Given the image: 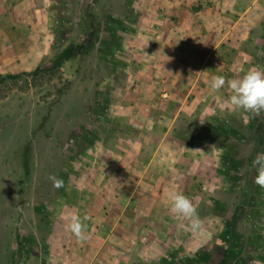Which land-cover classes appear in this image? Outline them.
<instances>
[{"label":"rangeland","instance_id":"374dc122","mask_svg":"<svg viewBox=\"0 0 264 264\" xmlns=\"http://www.w3.org/2000/svg\"><path fill=\"white\" fill-rule=\"evenodd\" d=\"M182 1L0 0V75L18 73L0 85V264H65L70 250L83 264L105 236L97 196L116 178L151 211L124 216L106 264H264L252 167L264 111L233 113L229 91L210 88L214 75L264 67V0ZM88 40L85 59L42 70ZM171 190L198 205L200 232L170 211ZM68 212L89 217L87 243Z\"/></svg>","mask_w":264,"mask_h":264},{"label":"clouds","instance_id":"9594fccd","mask_svg":"<svg viewBox=\"0 0 264 264\" xmlns=\"http://www.w3.org/2000/svg\"><path fill=\"white\" fill-rule=\"evenodd\" d=\"M171 59V57H167V61ZM241 73L235 77H227L222 74L214 75L211 78L210 88L213 92H220L221 89L229 91L227 103L231 112L242 111L248 113L250 118L255 117L264 111V67L252 66L241 69ZM252 167L256 171L254 182L264 188V152L257 153L252 160ZM48 179L52 181L55 188L64 186L63 179L58 176L50 175ZM168 197L171 202L170 211L176 216L186 219L192 232H200L203 221L198 214V205L179 190L169 191ZM66 219L68 230L77 238L78 242L86 241L88 239L86 221L89 217L87 215L82 217L78 212H68Z\"/></svg>","mask_w":264,"mask_h":264},{"label":"crops","instance_id":"0c3cea01","mask_svg":"<svg viewBox=\"0 0 264 264\" xmlns=\"http://www.w3.org/2000/svg\"><path fill=\"white\" fill-rule=\"evenodd\" d=\"M161 2H183L182 0H161ZM142 179V178H141ZM140 181V180H139ZM119 180L112 179L110 192H102L104 195L97 196V202L94 204L95 208L98 209L97 212L102 213L101 217L97 220L96 223L100 224V235H103L102 232H105V236L98 238L94 244L96 246V250L94 254L89 259L84 260L83 264H106L103 261L105 257L104 246L111 244L109 236L111 233H114L115 230L119 227L123 226L124 216L131 214H147V212L151 210H145L144 205L145 202L149 199L147 194L141 192L140 188H134L130 191H126L124 194L122 192L121 186L118 185ZM139 182L137 181L136 184ZM114 184H117L114 186ZM135 189L136 192H139L140 195L135 197ZM79 193V192H78ZM138 195V194H136ZM88 205L91 204L89 203ZM92 240V239H90ZM87 243V242H84ZM69 254V258L64 260L65 264H79L78 262L83 261L81 258H77L74 255V252L70 250L67 251Z\"/></svg>","mask_w":264,"mask_h":264},{"label":"trees","instance_id":"16d2710c","mask_svg":"<svg viewBox=\"0 0 264 264\" xmlns=\"http://www.w3.org/2000/svg\"><path fill=\"white\" fill-rule=\"evenodd\" d=\"M90 17L93 19V15L89 13ZM95 27L99 28V24L95 23ZM92 49V41L88 40L85 43H69L65 45L63 48L55 52L49 59V64L43 69L41 67H35L31 72L30 75H38L41 72V69L44 70L47 74L53 73L59 69L61 64L71 58L78 57L79 59H85L88 56V53ZM18 77V73H6L0 75V85L6 83L7 81H15ZM200 134H192L189 137L191 139H204L203 134L204 132L199 131ZM201 135V136H199ZM252 147L254 143L261 142V139L264 137V115H262L259 120L257 121L253 134H252ZM231 147L235 149L231 153H242L245 151L246 146L241 145L240 143L231 144ZM237 149V150H236ZM253 149V148H252ZM58 193V190L56 194ZM55 194V197L57 196Z\"/></svg>","mask_w":264,"mask_h":264}]
</instances>
